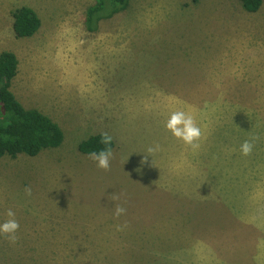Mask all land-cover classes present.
Wrapping results in <instances>:
<instances>
[{"label":"rangeland","instance_id":"374dc122","mask_svg":"<svg viewBox=\"0 0 264 264\" xmlns=\"http://www.w3.org/2000/svg\"><path fill=\"white\" fill-rule=\"evenodd\" d=\"M93 2L0 0L9 89L64 136L0 158V222L11 209L19 224L0 264H264V0H130L88 31ZM23 5L41 24L16 38ZM176 110L201 128L198 150L165 130ZM96 133L115 143L107 170L77 148Z\"/></svg>","mask_w":264,"mask_h":264},{"label":"trees","instance_id":"16d2710c","mask_svg":"<svg viewBox=\"0 0 264 264\" xmlns=\"http://www.w3.org/2000/svg\"><path fill=\"white\" fill-rule=\"evenodd\" d=\"M130 0H94L85 11V26L95 31L98 23L125 11ZM196 3L199 0H191ZM247 12H256L263 0H239ZM12 29L16 38L30 37L40 27V19L29 6H20L12 11ZM18 72V59L12 51L0 52V158L19 154L35 156L45 148H55L62 144L64 136L60 126L49 116L36 108H25L11 92L12 79ZM96 133L78 143L81 153L101 147L100 135ZM110 149L115 147L111 138Z\"/></svg>","mask_w":264,"mask_h":264},{"label":"clouds","instance_id":"9594fccd","mask_svg":"<svg viewBox=\"0 0 264 264\" xmlns=\"http://www.w3.org/2000/svg\"><path fill=\"white\" fill-rule=\"evenodd\" d=\"M165 130L175 139L182 141L191 150L196 151L200 147V140L202 137V131L199 126L195 123L192 115L186 113L183 110L172 111L166 121L164 122ZM103 147L90 151L88 156L95 162L96 167L99 169L107 170L109 168V161L111 157V137L107 134L102 133L100 140L98 141ZM252 149V144L249 141H244L240 146V152L242 155H248ZM158 150L156 148H149V153ZM26 195L31 194V189H25ZM125 212V209L117 205L114 209V217H119ZM4 215L7 217L6 220L0 222V238L6 237L8 241L14 244L17 240V231L19 224L15 219V213L8 209ZM127 225H117L116 230L121 231L126 228Z\"/></svg>","mask_w":264,"mask_h":264}]
</instances>
